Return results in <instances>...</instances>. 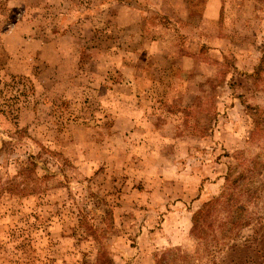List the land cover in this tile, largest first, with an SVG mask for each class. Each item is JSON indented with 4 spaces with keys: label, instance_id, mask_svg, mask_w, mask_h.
Here are the masks:
<instances>
[{
    "label": "rangeland",
    "instance_id": "obj_1",
    "mask_svg": "<svg viewBox=\"0 0 264 264\" xmlns=\"http://www.w3.org/2000/svg\"><path fill=\"white\" fill-rule=\"evenodd\" d=\"M205 7L0 0V264H157L169 249L199 263L249 214L262 219L239 240L264 236L262 191L238 197L241 216L213 203L247 170L264 185V88L245 76L264 0H223L216 25ZM190 54L199 66L174 64Z\"/></svg>",
    "mask_w": 264,
    "mask_h": 264
},
{
    "label": "trees",
    "instance_id": "obj_2",
    "mask_svg": "<svg viewBox=\"0 0 264 264\" xmlns=\"http://www.w3.org/2000/svg\"><path fill=\"white\" fill-rule=\"evenodd\" d=\"M263 52H264V49H263ZM263 74H264V53L261 57L260 64L256 67L254 72L245 73V76L248 78L254 79V81L257 84L256 88H262V87L264 88ZM256 90L260 91V89H256ZM256 123L257 124L255 127V131H253L252 133L253 137H255L254 135L256 134V132L261 130L260 128L261 121L259 117H257ZM262 130L264 131V129ZM245 175H248L250 178L253 177V174L250 173V170H247L246 173H242L240 177L234 181L232 189L233 191L239 190V193L237 195H235L233 191H231V188H229L228 190L229 192H227V194L224 193L220 197L215 198L213 203L216 204V201L219 202L221 200V202L225 203V206H226V204H228L229 202L236 201L238 203V206H236L237 209L236 210L234 209L232 211H234L235 213H238L236 214V216H241V214H244V213L246 214L247 210L246 211L242 210L244 207L242 206V202L240 199H238V197L242 199V196L245 193H251L252 196H256V192H258L259 190L262 191L264 195V185L261 186L260 188L256 187L252 189L253 183L249 184L248 177H244ZM240 179H243V182H240L241 181ZM250 185H251V189H250ZM208 212H211V211H208ZM235 213H232V214L235 215ZM255 218L262 219V217L257 216L256 214H249L245 217L246 219L245 223H241L238 225L235 223V220L231 222L232 225H226L224 223L223 224L224 228H222L223 234L221 236H218L216 234L213 238L209 239L208 241L204 243L202 250L199 252V255H200L198 257L199 263H196L195 261L190 260L188 258H184L180 255L173 256L174 250L169 249L167 251V254L163 255L162 257L158 259L157 264H165L164 260H166V262H168L169 264H213L212 259H208L204 261V255H209L210 257L211 255H215V254H219L220 264H238L234 259H230L229 256L235 252L238 253L241 250L245 251L246 249H247V257L244 259V261L241 262L242 264L243 263L244 264H264V236L263 235L257 234V235H252L249 237H244V238L242 237L239 240L240 235H241L240 232H242L249 225L255 224L256 223L254 221ZM221 225L222 224H220V226ZM214 228L215 227L213 225L212 229ZM256 230L258 233L260 230H263V234H264V225L257 227ZM232 232H236V235L234 237L230 235ZM223 240H225L224 243H222ZM255 257L260 258L261 261L257 262L255 260ZM85 264H89V263L85 262Z\"/></svg>",
    "mask_w": 264,
    "mask_h": 264
},
{
    "label": "crops",
    "instance_id": "obj_3",
    "mask_svg": "<svg viewBox=\"0 0 264 264\" xmlns=\"http://www.w3.org/2000/svg\"><path fill=\"white\" fill-rule=\"evenodd\" d=\"M222 3L223 0H206V7L203 14L206 22L215 25L219 23ZM119 7L124 8L122 6ZM115 18L117 19V22H119L120 26L124 25L123 21L125 20V18L121 15V13L116 14ZM220 42L222 41L220 40ZM193 54H195V51H193ZM174 64L178 66L182 71L192 70L195 67L199 66V62L194 58V55L192 54L182 55L181 57L176 59Z\"/></svg>",
    "mask_w": 264,
    "mask_h": 264
}]
</instances>
